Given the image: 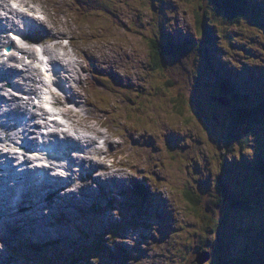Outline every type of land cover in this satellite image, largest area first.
Returning <instances> with one entry per match:
<instances>
[{
  "label": "rangeland",
  "instance_id": "obj_1",
  "mask_svg": "<svg viewBox=\"0 0 264 264\" xmlns=\"http://www.w3.org/2000/svg\"><path fill=\"white\" fill-rule=\"evenodd\" d=\"M31 1L42 8L43 20L57 35L78 39L77 45L63 40L60 48L52 50L54 59L80 75L76 92H83L85 102L77 123L67 118L63 123L79 134L82 127L88 132L83 133L85 137L104 138L91 148V154L83 152L79 157L88 161V168L98 163L96 178L77 181L73 195L69 189H53L56 198L70 194L73 200L60 197L53 201L54 207L47 204L42 210L23 196L15 217L0 208V264H194L197 253L206 251L211 258L205 264H264V186L258 194L244 193L250 185L251 192L259 189L251 173L257 171L258 156L264 154V128L250 127L251 135L246 136L248 129L243 125L233 133L238 102L229 99L225 105L212 100L224 96L220 79L230 75L239 84V93L257 102L264 98V33L260 28L246 30L242 24L230 29L224 44L222 39L223 45L217 44L221 50L211 51L216 62L210 63V69L206 56L197 64L199 55L190 53L188 69L168 59L154 70L148 40L155 38L158 26L176 31L171 34L181 44L203 42L196 15L207 14L206 24L222 20L211 0H121V5L114 0ZM79 8L81 15H77ZM248 9L257 14L255 6ZM30 53L34 61L36 55ZM95 58L106 63L96 64ZM19 59L10 63L29 71L24 73L29 80L21 83L24 89H35L36 80L40 81L34 69L37 63L32 61L28 67L23 55ZM79 63L94 65L93 73L100 78L84 72ZM256 67L261 68L258 73ZM10 68L3 66L1 71ZM109 79L118 81L122 90ZM111 89L114 96L108 92ZM58 110L61 115L65 112V108ZM110 110L114 113L102 114ZM86 115L91 118L85 120ZM104 116L110 120L105 122ZM237 134L247 140L242 147ZM105 140L108 144L104 145ZM107 148L116 160L109 170L111 160L100 155ZM4 172L7 176L0 174V178L11 180V171ZM110 174L118 181L106 180ZM69 180L65 178L66 183ZM103 181L108 183L104 188L99 185ZM137 182L147 197L137 187L134 192ZM187 192L200 200L196 206L188 201ZM221 197L224 202L215 214L210 199ZM35 211L40 214L38 222H26L24 231L17 228L14 220L21 213L35 216ZM21 233L29 239L18 240L21 245H17L15 238Z\"/></svg>",
  "mask_w": 264,
  "mask_h": 264
},
{
  "label": "trees",
  "instance_id": "obj_2",
  "mask_svg": "<svg viewBox=\"0 0 264 264\" xmlns=\"http://www.w3.org/2000/svg\"><path fill=\"white\" fill-rule=\"evenodd\" d=\"M219 2V3H218ZM249 5L255 6L257 11V14L250 13V10L248 9ZM264 0H256V1H249V0H217V6L220 9V13H222V20L220 23H209L206 24L207 14L205 17H201L200 14L196 15V22L198 25V30H202L203 35L206 33V37L208 39H211L212 42L215 44H219L216 37H226L227 32L226 30L230 27H238L243 24L244 21L248 22L251 26L252 24L247 21L249 18L252 17H262V9L264 8ZM216 11L213 12V16H216ZM215 28L218 29V31L215 30ZM217 33V34H215ZM210 42V40H209ZM195 45L200 46L201 43H195ZM149 46H150V57H152V67L154 70L159 69L163 65V59L165 56L170 55L174 56L181 64H187V69L189 68V60L187 58V55L190 53H193L195 50L185 49V46H174L172 44L167 46H162L160 42L150 39L149 40ZM200 51V49H199ZM204 57L206 56V60L208 62V65L210 66L211 56L206 52V50H203ZM198 56H196V61ZM200 61V60H199ZM151 64V62H150ZM199 64V62L197 63ZM201 66V65H200ZM230 76H222V79H220V91L221 94L225 96V98L228 99H235V101L238 102V109H237V115L232 118V130L234 133L235 128H239V126L245 125L247 127V135L250 136V127H260L261 129L264 128V98L257 102L255 100H251L250 96L248 94L239 93V84L235 83V80L232 79ZM235 83V84H234ZM260 99V97H258ZM254 103L252 104L251 102ZM249 102L250 104H247ZM238 126V127H236ZM237 140L244 146L246 144L245 139L240 137L237 134ZM264 148V147H263ZM260 161H259V168L255 169L256 172H253L251 174L252 178L259 179V177H264V154H261ZM244 193H248L247 191H244ZM243 195V194H241ZM249 195V194H248ZM187 199L190 202L192 206H196L198 202H200L199 199L191 195L190 192H187ZM224 202V197H221L217 200L210 199L209 207L212 209V212L217 214L218 210L222 207V204ZM237 205H235L236 207ZM217 224L216 222L212 225V227H215ZM219 263V262H218ZM220 264V263H219Z\"/></svg>",
  "mask_w": 264,
  "mask_h": 264
},
{
  "label": "bare ground",
  "instance_id": "obj_3",
  "mask_svg": "<svg viewBox=\"0 0 264 264\" xmlns=\"http://www.w3.org/2000/svg\"><path fill=\"white\" fill-rule=\"evenodd\" d=\"M3 1H5V2H7V0H3ZM45 22V21H44ZM44 22H41L40 24L38 23V22H35V21H31V25L33 26V28H34V31H36V32H41V30L42 31H44L45 32V37L47 38V39H50V38H52V39H54V40H56L57 42H56V46H59V47H61L62 46V43L60 42L61 41V38H60V36L61 35H57L56 33H55V31L52 29L53 27H51V26H48V24H46V23H44ZM39 28V29H38ZM77 42H78V39H75V37H73V41H72V44L73 45H77ZM64 49H65V46L63 47ZM84 48V47H83ZM86 49V48H85ZM50 51H48L47 53H49ZM14 59H16L17 61L19 60L17 57H14ZM95 60V62H96V64H102V63H106V62H101L100 60H99V58H95L94 59ZM106 60H108V59H106ZM79 65H81V63H79ZM187 65V64H186ZM82 66V65H81ZM89 66V65H88ZM88 66H82V68H83V70H84V72H86V71H90L91 70V68H89ZM228 69H230V68H226V70H228ZM97 70H99L98 68H97ZM110 70H114L113 72L115 73V74H117L118 73V71L116 70V69H114V68H112V67H110ZM99 71H101L103 74H108L106 71H102V70H99ZM241 71H243V70H241ZM245 71V70H244ZM243 71V72H244ZM9 74L10 73H8V77H10L9 76ZM18 75H19V72H18ZM21 76H23L22 74H20ZM227 77V76H226ZM230 78V77H229ZM235 84V83H234ZM16 85L17 86H20L19 85V82H17L16 81ZM148 85H149V83H148ZM1 87H3V88H1ZM21 87V86H20ZM7 88L9 89V91L7 90ZM0 93L2 92V90H4V92H3V94L2 95H0V103L2 104V107H5V106H7V105H10L11 106V110L10 111H8V114L9 115H14V116H21L22 115V113H20L18 110L20 109V108H22V109H26V107H27V103L26 102H24V100H25V94L26 93H24L23 91L25 90V89H22V87H21V89H19V88H15L14 89V87H13V91L12 92H10V90H12V88H11V86H7V85H5V83H2V82H0ZM18 90V91H17ZM30 91H32V90H30ZM133 92H129V95L130 94H132ZM26 95H28V94H26ZM81 95V94H80ZM109 95V94H108ZM111 95V94H110ZM79 99V96L78 95H76V94H74V93H71V94H67V93H61V94H59V98H58V100H59V102H63V101H74V100H78ZM132 103V102H131ZM133 104V103H132ZM70 114H71V111L69 110L68 111ZM110 113H114V112H112L111 110L110 111H108V112H103L102 114H105V115H108V114H110ZM35 117H38V118H42V119H44V117H39L38 115H37V113L36 112H33L32 113V117H31V121L35 118ZM104 120H105V122L106 121H109L110 119L109 118H107V116H104ZM0 122H1V118H0ZM60 126H62V125H60ZM105 127V126H104ZM87 129H89V130H92L91 128H89V127H86ZM3 131H5V132H7L6 130H5V128L4 127H2V123H0V145H2L3 143H4V136L3 135H1V133L3 132ZM93 131V130H92ZM76 133H78L77 131H75ZM111 132V131H110ZM67 138L69 139V141L71 140V141H75V140H72V138H71V135L70 134H68L67 135ZM95 139V138H94ZM76 142H78V143H81L80 141H76ZM91 144H93V142H91ZM0 156H6V157H10V154H6L5 152H2V151H0ZM10 159H11V157H10ZM85 163L86 162H83L82 163V166H81V170H86V169H89L90 170V173H89V175L88 176H93L94 175V171H95V169L97 168V165H92L90 168H88L86 165H85ZM31 164V162H30V160H27V165H30ZM51 168L52 169H54L55 168V166H54V164H52L51 165ZM60 169H64L65 170V175L68 177V178H70V176L71 175H73L74 173H73V171L71 170V169H69L68 167H59ZM79 174H81L82 176H84V173L83 172H79ZM115 177V176H114ZM116 178V177H115ZM57 179H61V176H58L57 177ZM95 182L98 184V180L97 179H95ZM50 187V186H49ZM48 186H45V189H49V191H50V193L52 194V196L53 197H55L54 195L56 194V193H54L53 192V190H51L50 188H49ZM0 188H2V189H7V190H10L11 188H13V186L11 185V184H9L8 183V181L7 180H5V179H2V178H0ZM66 189H68V187H61V186H59V187H57V190L58 191H60V190H66ZM36 190L33 188V187H31V189H30V192H35ZM144 192V191H143ZM72 193V192H71ZM7 195H11V194H7ZM38 197H41V195H37ZM36 196V197H37ZM57 197L58 198H60V197H62V199H69V198H71V200H73V196H71L70 194H67V195H57ZM24 201H25V198L23 199V201H22V204L24 203ZM21 204V205H22ZM42 206H45V205H42ZM43 208V207H42ZM25 209H27V207H25ZM30 209V208H29ZM23 211V210H22ZM36 212V211H35ZM18 213V212H17ZM37 213V212H36ZM16 214V213H15ZM15 214H7L8 216H13V215H15ZM33 214V213H32ZM38 214V213H37ZM27 215V214H26ZM40 215V214H39ZM0 217H1V215H0ZM14 221H17V228H19L21 231H24V230H26L27 229V227H26V224L24 223V218L23 217H21L19 220H14ZM40 233L41 232H39L38 234L40 235ZM13 237V236H12ZM9 238V237H8ZM26 239H29L28 238V235L26 236L25 234H23V233H21V234H18V236L15 238V241H16V243H17V245H21L20 243H19V241L18 240H21L22 242L24 241V240H26ZM43 239V238H42ZM211 258V257H210Z\"/></svg>",
  "mask_w": 264,
  "mask_h": 264
},
{
  "label": "water",
  "instance_id": "obj_4",
  "mask_svg": "<svg viewBox=\"0 0 264 264\" xmlns=\"http://www.w3.org/2000/svg\"><path fill=\"white\" fill-rule=\"evenodd\" d=\"M214 100H217L219 103H222V104H227V102L228 101H222V100H220V99H214ZM209 258H210V255L208 254V253H205V254H201L200 256H199V258H198V260H197V262L199 263V264H204V263H206L208 260H209Z\"/></svg>",
  "mask_w": 264,
  "mask_h": 264
},
{
  "label": "snow or ice",
  "instance_id": "obj_5",
  "mask_svg": "<svg viewBox=\"0 0 264 264\" xmlns=\"http://www.w3.org/2000/svg\"><path fill=\"white\" fill-rule=\"evenodd\" d=\"M38 50V49H37Z\"/></svg>",
  "mask_w": 264,
  "mask_h": 264
}]
</instances>
